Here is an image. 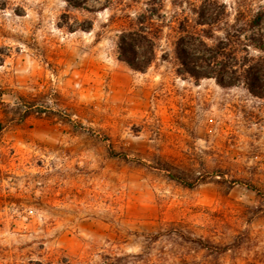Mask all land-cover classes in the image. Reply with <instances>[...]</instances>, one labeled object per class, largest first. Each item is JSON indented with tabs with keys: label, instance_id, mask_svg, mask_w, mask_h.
<instances>
[{
	"label": "rangeland",
	"instance_id": "374dc122",
	"mask_svg": "<svg viewBox=\"0 0 264 264\" xmlns=\"http://www.w3.org/2000/svg\"><path fill=\"white\" fill-rule=\"evenodd\" d=\"M209 1L0 0V264H264V17Z\"/></svg>",
	"mask_w": 264,
	"mask_h": 264
},
{
	"label": "trees",
	"instance_id": "16d2710c",
	"mask_svg": "<svg viewBox=\"0 0 264 264\" xmlns=\"http://www.w3.org/2000/svg\"><path fill=\"white\" fill-rule=\"evenodd\" d=\"M209 6L211 7L212 5L217 4L216 0H210L209 1ZM233 11L234 13V22L233 24L229 25L227 24V27L229 28V30L227 31V37H225V39H230V37H239L242 36V34L244 33V31L247 30V28H254L257 27L261 24L262 19L264 17V11H258L256 13L253 14L252 10L250 9V7L248 5H246L243 0H235L233 3ZM210 7L208 9H210ZM210 14V13H209ZM207 21H205L204 24L207 25H211L213 26L214 24L219 25V24H223V21L218 20V21H213L212 19H206ZM233 34V35H231ZM229 36V38H228ZM208 39V37H206ZM202 43V45H204V47H207V42L201 40L200 41ZM259 48H263L264 47H259ZM262 50V49H261ZM131 51H133V49H131ZM235 54V53H234ZM201 59V58H200ZM133 68L136 69H140V65H138V63L136 62H131L128 61ZM188 61H185L184 65L186 66ZM235 69H233V73L236 75L237 78H244L247 80V84L248 85H254V84H258V86H262V82L255 78V76L253 75V68H248L246 69V67H243L241 69H237L238 66L234 65ZM189 72H194L193 69H190ZM238 75V76H237ZM201 76H206L205 73H203ZM219 82L222 86H230L233 85V83H227L223 80L222 75L221 77H219ZM177 178L178 177H174ZM197 242H200L199 244H203V241L201 239H198ZM217 253L221 254L224 253L226 251L229 250V247L227 246H217ZM107 264H112V263H107Z\"/></svg>",
	"mask_w": 264,
	"mask_h": 264
}]
</instances>
